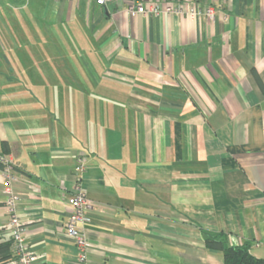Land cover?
<instances>
[{
  "label": "crops",
  "instance_id": "0c3cea01",
  "mask_svg": "<svg viewBox=\"0 0 264 264\" xmlns=\"http://www.w3.org/2000/svg\"><path fill=\"white\" fill-rule=\"evenodd\" d=\"M79 152L84 261L63 230ZM1 156L38 264H225L203 231L264 258V0H0ZM6 188L0 163V245Z\"/></svg>",
  "mask_w": 264,
  "mask_h": 264
},
{
  "label": "built area",
  "instance_id": "2783aa9c",
  "mask_svg": "<svg viewBox=\"0 0 264 264\" xmlns=\"http://www.w3.org/2000/svg\"><path fill=\"white\" fill-rule=\"evenodd\" d=\"M107 0H97L99 4L106 3ZM161 10L165 12H178L183 15L195 17L198 15L206 16L209 19L215 18V8L211 5L184 3L174 5L173 3H164ZM131 12L137 13H156L160 8L154 3H132L128 5ZM0 163L3 165V172L7 179V188L5 190L7 199L5 205L10 214L9 221L4 226L5 231L10 235L12 240V251L14 254L13 264H38L40 259L44 258L43 254L36 253L28 248L25 222L17 212L19 198L14 193L11 182L16 178V172L11 162L4 157H0ZM86 155L79 152L77 163L74 167L76 182L71 194L67 196V203L71 208V215L64 224L63 230L76 241L79 250V259L84 261L86 253L91 246V242L85 234L82 223L85 221L86 210L91 205L85 187L83 186V175L86 171Z\"/></svg>",
  "mask_w": 264,
  "mask_h": 264
},
{
  "label": "trees",
  "instance_id": "16d2710c",
  "mask_svg": "<svg viewBox=\"0 0 264 264\" xmlns=\"http://www.w3.org/2000/svg\"><path fill=\"white\" fill-rule=\"evenodd\" d=\"M203 235L208 247L223 251L225 264H264V258L252 253L250 243L233 246L228 244L227 236L223 233L203 231ZM10 247L12 248L11 239L0 245V252L3 250L6 252L1 255V260H7L11 257Z\"/></svg>",
  "mask_w": 264,
  "mask_h": 264
},
{
  "label": "rangeland",
  "instance_id": "374dc122",
  "mask_svg": "<svg viewBox=\"0 0 264 264\" xmlns=\"http://www.w3.org/2000/svg\"><path fill=\"white\" fill-rule=\"evenodd\" d=\"M40 58H42L43 57V55H41V56H39ZM56 71H59V70H56ZM60 72V71H59Z\"/></svg>",
  "mask_w": 264,
  "mask_h": 264
}]
</instances>
